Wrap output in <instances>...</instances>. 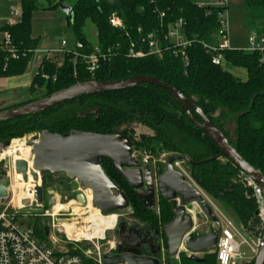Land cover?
<instances>
[{
    "label": "trees",
    "instance_id": "1",
    "mask_svg": "<svg viewBox=\"0 0 264 264\" xmlns=\"http://www.w3.org/2000/svg\"><path fill=\"white\" fill-rule=\"evenodd\" d=\"M64 1L21 0L19 23L1 29L8 31L12 42L20 49H37L39 41L31 36L32 15L37 11L56 10ZM245 5L248 10L257 12L262 31L264 0H245ZM155 10L165 13V25L182 18L185 21L186 39H195L199 43L212 42L216 15L212 9L197 8L194 0H155L154 4H151V0H76L71 6V18H67V26L71 28L76 44L86 53L93 47L85 31L87 25L96 31V45L106 48L120 43L123 53L129 41L123 32L110 27L109 16H119L126 32L135 39L137 28L147 34L158 27ZM186 54L187 66L179 57L165 56L158 60L149 56L136 60L118 55L108 64L101 65L94 80L109 82L146 76L167 84L198 107L240 157L264 175V62L256 54L223 51V63L246 71L247 78L242 82L225 71L222 65H212L210 55L200 44H193ZM30 58L31 55H28L17 61L6 62V55L0 54V78L24 75ZM41 74L47 75L48 79L41 78ZM54 75L56 79L53 82ZM87 81H91V78L84 70V64L78 63L73 67L70 59L66 58L58 69L49 62L43 63L42 69L32 78L28 91H40V98H45L76 83ZM190 113L201 123L197 115ZM229 124L234 127L233 137L227 130ZM138 129L145 132L136 134ZM43 131L57 135H66L70 131L97 135L119 134L129 139L132 152L143 151L155 157L161 153L184 156L189 161L184 165L197 187L211 201L228 209L250 237L261 233L258 206L252 189L243 182L241 172L227 159L220 157L216 145L180 110L166 90L143 84L122 91L82 96L34 116L0 123V143L36 136ZM101 165L106 177L126 196L131 219L154 229H161L162 225L173 219L169 202L159 198L158 210L144 208L134 190L120 177L112 164L106 160ZM164 170L165 165L158 163L156 175H161ZM50 181L57 184L59 189L62 184L66 185L64 194L74 199L75 194L70 193L72 181L64 175L52 176L49 173L43 174L44 199ZM29 218L26 227L32 229L40 243H44L47 227L38 216ZM163 242L167 249L165 238ZM68 247L71 249L72 245ZM72 254L80 255L78 252ZM85 263L92 264L86 260ZM178 264H216V256L214 252H207L200 259L193 260L180 253Z\"/></svg>",
    "mask_w": 264,
    "mask_h": 264
},
{
    "label": "water",
    "instance_id": "2",
    "mask_svg": "<svg viewBox=\"0 0 264 264\" xmlns=\"http://www.w3.org/2000/svg\"><path fill=\"white\" fill-rule=\"evenodd\" d=\"M59 9L66 14L67 18H71V8L59 5ZM75 49L81 54L84 53V49L79 44L75 45ZM143 84L166 90L180 110L216 145L220 151V157L227 159L249 178L259 188L264 200V175L240 157L198 107L177 90L155 78L136 76L121 81L91 80L76 83L48 97L0 111V123L23 116H34L82 96L122 91ZM190 112L197 115L201 123L197 122ZM10 144L9 141L0 143V153L5 151ZM27 145L31 148V169L26 161L17 160L14 162V173L20 175L24 183L28 182V174L31 176L35 186L33 199L36 204L41 206L44 202L43 174L49 173L52 176L64 175L69 181L79 183L82 186V193L76 195L75 201L82 206L87 205L84 192L90 191L91 206L102 215L127 210L129 202L126 196L112 180L106 177L103 171L101 160L107 159L121 178L134 190L144 208L154 210L157 198H162L171 204L173 219L161 227V232L166 239L167 255L170 259L178 255L181 245L191 253L209 252L216 248L220 231L217 218L200 193L173 168L175 162L188 164L186 157L169 156L163 173L154 178L150 167L141 168L138 160L133 157L131 143L124 135H97L80 131L57 135L43 131L31 138ZM9 187L10 181L0 177V202L8 197ZM191 203H197L214 225L204 235L193 231V219L186 210ZM22 204L29 205L30 202L24 199ZM116 226L120 245L117 247L116 254L103 257V264H114L118 261L126 264H159L160 246H152L151 229L148 232L137 230L134 226H127L123 219H120ZM153 233L156 237L159 236L157 230ZM143 247L148 250L146 254L142 251ZM191 259L198 260L194 257ZM253 264H264V220L261 228V246Z\"/></svg>",
    "mask_w": 264,
    "mask_h": 264
},
{
    "label": "built area",
    "instance_id": "3",
    "mask_svg": "<svg viewBox=\"0 0 264 264\" xmlns=\"http://www.w3.org/2000/svg\"><path fill=\"white\" fill-rule=\"evenodd\" d=\"M3 1L13 5V7L8 9L7 19L2 25H0V54L6 55V62L9 60L17 61L20 58H26L28 55H31L28 65H31L34 72H25L26 74H24L26 77L29 76L28 78L31 80L38 74L39 69H42L43 63L49 62L55 66L56 69H58L63 65L66 58L70 59L73 67H75L78 63L84 64V70L87 72L91 80H94L95 73L99 70L101 65L105 63L108 64L118 55H123L122 57L124 58L136 60L144 59L149 56H153L158 60H162L165 56H172L174 58L179 57L183 64L187 66V49L193 44H200L202 48L210 55L211 64L214 66H221L223 63L221 53L223 51L231 50L229 48L228 40V0H194V5L197 8L212 9L216 15V27L211 34V43H199L195 39H186L184 33L185 21L182 18L165 25L163 23L165 13L155 10L154 12L156 13L159 20L158 27L147 34L143 33L140 28H137L135 31V39H132L128 32H126L124 24L119 16L116 14L109 16L108 23L110 27L123 32V35L129 41L127 48L123 53H121V44L116 43L106 48H100L95 44L89 53L84 52L82 54L75 49H66L65 42H62L59 48L53 50H45L39 47L34 50L20 49L12 42L8 31L2 30L1 28L13 27L19 23L22 14L21 0ZM154 2L155 0H151V4H154ZM245 53L256 54L259 56L260 61L264 62V29L261 32H250ZM73 75L74 77L76 76L75 70ZM41 78L47 80L48 76L41 74ZM55 79L56 76L54 75L52 77V81L54 82ZM25 138L28 139L29 137ZM2 153H0V156ZM133 157L138 160L140 167L144 168L145 166H149L151 162L153 164L158 162L165 165L166 167L167 158L169 156H164L163 160L157 161H154L150 153H144L139 156L133 155ZM173 168L182 174L185 178V181L200 193L220 224L217 246L213 251H209V253H215L216 264H251V262L254 261V258L261 246V233L257 236L251 237V240L247 241L237 231L232 222L215 207L212 201L208 199V197L191 180L184 163L175 162L173 163ZM242 176L243 182H245L246 186L252 189L253 197L258 206L257 217L262 228V223L264 220V200L261 191L249 178L243 174ZM33 202L35 204V208L42 207V205L40 206L36 204L34 199H32L30 205H24L23 207H20L19 205L15 207L13 205V198H11V200H9V202L5 205L1 204L0 264H86L85 260L90 261L92 264H103L104 256L116 254L117 247L114 245L110 246L106 251H102L98 246H94L93 249L86 251L83 256L68 253L56 254L45 243H40L35 238L32 229L22 224V221L27 217L25 210L27 208H31ZM178 203H180L179 200ZM189 207L196 208L198 215H203V217L209 221L197 203H191L190 206L186 207V210L191 214ZM192 219L193 231L198 233L199 226H197L194 222V217H192ZM54 226L60 227L61 224H59L57 221V223H54ZM206 233H208V231L205 232V234ZM52 241L55 242L54 239H52ZM161 245L162 244H160V250L158 254L159 264H170L171 259L167 255V249L161 247ZM243 245L246 246L249 256L243 257L241 255L240 248ZM180 253H184L188 258L194 257L196 259H200L199 256L207 252L191 253L186 250L183 245H181L178 255L173 258L177 263H179ZM114 264L126 263L118 261Z\"/></svg>",
    "mask_w": 264,
    "mask_h": 264
},
{
    "label": "rangeland",
    "instance_id": "4",
    "mask_svg": "<svg viewBox=\"0 0 264 264\" xmlns=\"http://www.w3.org/2000/svg\"><path fill=\"white\" fill-rule=\"evenodd\" d=\"M76 2V0H65L62 4L63 7L71 8V6ZM13 7V5L0 0V25H2L7 19L8 9ZM227 21H228V40L229 48L234 51H243L247 49V40L250 32H260L261 31V21L257 18V12L255 10H248L245 5V0H228L227 8ZM88 40L95 45L96 41V31L91 25H87L85 29ZM31 36L39 41V48L45 50H53L59 48L62 42H65L66 49H74L75 47V37L72 30L67 26V16L59 8L52 11H37L32 15L31 18ZM222 68L229 72L233 77L244 82L247 78L246 71L243 68L233 67L229 64L222 63ZM31 65H28L26 73H33ZM25 73V74H26ZM29 77V76H28ZM41 96L40 91L35 93H30L28 89L11 90L2 89L0 90V111L14 108L22 104H26L30 100L39 99ZM233 125L229 124L227 130L233 137ZM145 132V130L136 131V134ZM38 136V135H36ZM29 138H23L25 140H13L12 142H26V146L29 140L35 136H28ZM147 152L135 151L133 155L139 156ZM152 156V155H151ZM167 153H161L159 156H152L154 161L163 160ZM14 156H4L0 159V177L3 179H8L10 181V187L8 189V198L0 202L1 204H7L11 198H13V205L17 207V204H21L24 199L27 198V193L29 188L32 186V180L29 184L23 185L15 177L14 173ZM158 162L149 165L152 169V173L156 178ZM32 179V178H31ZM22 184V185H21ZM47 193L45 195L44 204L41 208H35V204L31 208L25 210L27 217L24 219V225L29 222V217L38 216L45 227H47V234L44 243L56 254L58 253H68L72 254L78 252L80 255L93 249L94 246H98L102 251H106L110 246L114 245L118 247L120 244L117 226L113 230L105 232L103 240H88L81 238L80 240L69 241L65 235L64 229L62 227L54 226V223H66L68 225L75 224L82 228L86 223V220L90 217L91 213V198L89 193H84L86 200L90 198V205L88 207L82 206L75 201L76 195L82 193L81 187L77 182H73L71 187V194H75L74 199L68 198L64 194V190L67 188L66 185L62 184V187L57 188L58 185L53 181L48 183ZM56 189V190H55ZM209 199V198H208ZM215 207L236 227L237 231L244 237L247 241L251 240L250 235L244 232L237 221L233 218L231 212L223 207V205L212 201ZM159 209V198L156 202V210ZM192 217H194V222L199 226L198 231L207 232L213 228L210 220L208 221L203 215H198L196 208L189 207ZM130 209L128 208L122 212H116L109 215H103L105 217H116L117 223L120 219L126 221L127 226L141 227L142 225L130 218ZM101 214V213H100ZM102 215V214H101ZM116 223V225H117ZM55 240V242L52 241ZM161 247L166 248L164 242L161 243ZM72 245L71 249L68 247ZM241 255L243 257L249 256V252L246 246H241ZM213 253V252H210ZM202 255L199 256L201 258ZM171 259L170 264H178ZM240 264V263H239Z\"/></svg>",
    "mask_w": 264,
    "mask_h": 264
},
{
    "label": "bare ground",
    "instance_id": "5",
    "mask_svg": "<svg viewBox=\"0 0 264 264\" xmlns=\"http://www.w3.org/2000/svg\"><path fill=\"white\" fill-rule=\"evenodd\" d=\"M4 156H14V162L17 160H24L28 163L29 169H31V148L26 146V142H11L10 146L3 151L1 154V158ZM16 179H18L19 182H21L23 185L29 184L31 179V176L28 174V182L24 183L22 181V178L20 175L15 174ZM21 184V185H22ZM39 184V182H38ZM34 183L32 181V186L29 188V191L27 193V200L31 203L33 199V189H34ZM84 193H89L90 198L92 199L90 191H85ZM90 198L88 197L87 205L88 207L90 205ZM20 207H23L24 204H17ZM30 205V204H29ZM84 226L82 228L78 227L75 224L68 225L64 222L60 223L66 237L69 240H80L81 238H85L88 240H103L105 236V232L109 230H113L117 223L116 217H105L100 214V212L97 209L92 208L90 217L86 220H83Z\"/></svg>",
    "mask_w": 264,
    "mask_h": 264
},
{
    "label": "crops",
    "instance_id": "6",
    "mask_svg": "<svg viewBox=\"0 0 264 264\" xmlns=\"http://www.w3.org/2000/svg\"><path fill=\"white\" fill-rule=\"evenodd\" d=\"M32 39L35 38L32 37ZM30 84H31V79H29L24 75L19 77H12V78H0V90L8 89L9 91H11V90H19V89H28Z\"/></svg>",
    "mask_w": 264,
    "mask_h": 264
},
{
    "label": "flooded vegetation",
    "instance_id": "7",
    "mask_svg": "<svg viewBox=\"0 0 264 264\" xmlns=\"http://www.w3.org/2000/svg\"><path fill=\"white\" fill-rule=\"evenodd\" d=\"M107 159H105V160H101V162L102 161H106ZM109 161V160H108ZM110 162V161H109ZM111 163V162H110ZM113 166V165H112ZM115 169V168H114ZM121 177V176H120ZM73 183V182H72ZM75 183V182H74ZM78 185L81 187V189H82V186L78 183ZM130 227V226H129ZM137 230H143V231H145V232H148L150 229V238H151V244H152V246L154 245H158V247L160 246V244L164 241V236H163V234H162V232H161V229H154V228H152V227H150V226H141V227H136V226H134ZM154 230H157L158 231V233H159V236L158 237H156L155 235H154V233H153V231ZM198 234H201V235H204L205 234V232H203V231H199L198 232ZM120 245V244H119ZM118 245V246H119ZM142 251H143V253L144 254H146L147 253V249H146V247H143L142 248Z\"/></svg>",
    "mask_w": 264,
    "mask_h": 264
}]
</instances>
